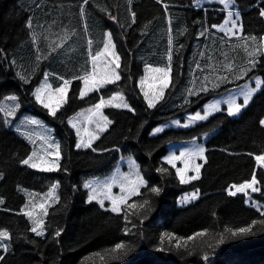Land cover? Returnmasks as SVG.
Here are the masks:
<instances>
[{
  "label": "trees",
  "instance_id": "obj_1",
  "mask_svg": "<svg viewBox=\"0 0 264 264\" xmlns=\"http://www.w3.org/2000/svg\"><path fill=\"white\" fill-rule=\"evenodd\" d=\"M196 1L0 0V104L17 96L20 114L44 119L62 141L58 171L24 165L32 146L8 127L0 111V230L11 237L9 250L0 252V264H264V211L249 205L244 193L230 196L227 191L255 173L261 191L252 195L264 203V166L255 160L264 154V85L237 117L224 108L190 127L152 135L160 123L183 118L255 76L264 81V54L256 57L251 71L236 78L249 66L248 52L264 37V0H234L232 7L241 18V36H254L255 43L213 28L224 22L226 11L218 3L198 7ZM107 33L120 56L121 78L81 98L83 82L77 77L91 72L90 54L103 49ZM169 52V86L150 108L140 80L149 66L168 67ZM46 73L55 87L71 81L66 103L55 116L34 96ZM202 86L208 90L201 91ZM189 89L195 94L189 95ZM117 92L131 110L106 108L112 121L108 129L92 148L78 149L69 120ZM208 134L200 178L181 183L176 168L163 158L172 144ZM128 155L140 163L146 185L119 213L89 202L85 179L112 173ZM53 184H58L60 198L47 213V235L37 236L21 211L27 202L23 189L47 193ZM197 190L194 201L177 206L181 195ZM248 226L250 234L233 237L226 231ZM200 232L207 234L195 236ZM165 233L171 240L161 239ZM221 237L224 242L218 243ZM118 243L125 248L112 252Z\"/></svg>",
  "mask_w": 264,
  "mask_h": 264
},
{
  "label": "snow or ice",
  "instance_id": "obj_2",
  "mask_svg": "<svg viewBox=\"0 0 264 264\" xmlns=\"http://www.w3.org/2000/svg\"><path fill=\"white\" fill-rule=\"evenodd\" d=\"M88 0H84V3H87ZM219 3L223 5V10L226 11L227 16L224 22L220 25H212L213 28H217L219 31L224 32L226 35L232 37L236 36L237 31L242 32V25L238 24L239 20V12H233L231 9L234 5V0H219ZM82 12H83V6H82ZM260 15L264 17V8L260 10ZM133 16V22L135 13H132ZM235 17V18H234ZM112 19H115V17H112ZM28 27H31V22L29 21ZM204 33L202 32L201 35ZM240 39H243L245 41L251 40L253 43L257 41L256 37H243L241 36ZM169 43L171 44V39L169 40ZM89 44L91 45V41H89ZM61 45H56V47H60ZM55 48H53V51ZM245 50L247 51V45L245 44ZM264 54V37L260 38V44L253 49V51L248 52V56L250 59L248 60V67L241 70V75L237 76L236 78H242L243 75H246L247 72L251 71L252 68L256 66V63L258 62L256 57L258 55ZM101 57H105V64H104V70L100 73H97V61L101 59ZM37 59L39 60L40 57L38 56ZM90 60L92 63V71L85 73L82 77H77L78 79H81L84 85V89L81 91V98H83L84 95H86L90 91H98L100 88L105 86L106 84H112L116 81L120 80V74L118 72V69L120 68V56L115 51V44L113 43L111 33L106 34V40L104 43V47L101 50L96 51L94 55L90 54ZM169 65L166 68H153L151 66L148 67V71L150 73H159L160 76L158 78L154 77V79H158L159 82V88L155 89L151 94L149 91H144L145 99L148 102V106L150 108L155 107L156 103L163 98L164 90L169 86L170 82V71H171V52H169L168 55ZM199 67V65H197ZM225 68L228 71L233 70L232 64L225 65ZM22 79H25L24 77H21ZM48 74H45V82L42 84L41 87L37 88L34 95L36 100L43 105L46 109L49 110L50 114L55 116L58 109L66 103V97L69 89V85L71 83L70 80H64L63 84L60 87H57L55 89H52L51 85L47 83ZM60 79H63L62 77ZM147 77L141 79L140 84L142 86L143 91V85L145 84V80ZM221 80H226V77L220 78ZM27 82V80H25ZM264 85V81L260 80L259 78H256V86L252 88H247L246 90H241L240 95L243 96V102L237 103L236 98H231L227 101V115L229 116H236L238 115L243 108L247 107L249 102L252 100L253 95L261 89V86ZM215 86H219L218 84ZM208 89L206 87H201V91H207ZM195 94L191 89H189V95ZM9 99L15 100L16 97H9ZM117 101H119L117 103ZM123 107V108H129V105L125 102L124 96L122 93L117 92L109 99L105 100L103 97H101L100 101L95 104L92 108L88 109L89 115L85 117L89 123H95V128L97 131L88 133L89 139L87 141H84L83 139L80 140V142L77 143L76 147L81 148H89L91 147V142L94 139L99 138V133L104 132L107 130L108 126L112 123L111 120L107 118L102 112V109L104 107ZM16 107L18 108L19 105L17 104ZM131 110V109H129ZM219 102H215L213 104L208 105L205 108L204 114L201 115L199 112H197L194 116L190 117L191 120H206L208 116L214 112V111H220ZM0 111H5L6 115L11 116L13 115V111L11 110H5L3 108H0ZM96 118L93 120V118ZM31 123H36L35 121H30ZM69 123L72 125V127L76 128V124L73 122V120H69ZM179 123V122H176ZM261 125L264 126V120L260 121ZM184 127H188L187 124L183 125ZM162 129H156L157 132L161 131ZM80 130L77 129V134L79 135ZM41 139H44L41 137ZM48 149H54V151H45V154L42 156H39L37 158V152L34 150L26 159L22 161L24 165H27L31 168H37L41 171L46 172H53L58 171L60 168L59 160L61 158V152H60V145L56 142H52L48 144ZM205 153V149L203 147H199L194 151L190 152H181L179 156H171L168 158V162L173 164V167H175L174 161L178 159H183L184 161V167L177 169V176L180 178L181 183H189L194 180H198L200 178V171H201V164L195 163V158L200 157L203 158ZM46 157H53V159H47ZM255 160L261 164L264 165V154L256 155ZM192 171L195 174L189 176L188 172ZM127 178H125L126 180ZM116 183L115 179H113L110 183H105L102 188L103 193V199L99 201L101 204V207H103V200L109 199L112 203L111 211L113 212H119L120 211V205L124 204L126 202L127 197L121 196V197H113L111 195V189L113 184ZM143 178L137 176L136 180L130 181L127 186V191L129 195H136L139 189V185L143 184ZM259 183V181L256 178L255 173H253L251 180L245 181L239 185L233 184L229 186L228 195L230 196H236L238 193H244L245 195L248 194V190L250 189L251 192H259L261 191L260 188L256 187V185ZM121 190L125 191V182L121 181ZM58 187V184H53L48 195L51 196L55 189ZM85 187L91 189V195L89 196V201L96 200L99 193L97 191V188L93 187L91 184H85ZM234 189V190H233ZM153 192L158 193L160 190L158 188H153ZM198 197V190L191 194L188 199H196ZM4 200L0 198V204H3ZM147 204V201L144 202ZM39 208L42 210L43 215H47V208L44 203H40L39 205L32 204L31 209L29 210V205H25L24 209L21 211L24 215H26L33 223V227L30 229L31 232L35 233L37 236H43L44 235V220L41 216H38L35 214L34 209ZM131 207V206H130ZM264 215V212L261 213ZM256 221H253V225L256 224ZM260 223H264V221H260ZM227 232H230L233 237L237 236L238 234H250L251 232V226L239 228L235 231L231 229H226ZM60 231L56 232V236H60ZM207 233L206 232H200L196 233L195 236L203 237ZM165 237L169 238L171 240V234L165 233L164 237L161 239L163 240ZM10 233L7 230H0V240H9ZM187 239L191 240L194 239V237H188ZM224 239L221 237L218 240V243H223ZM178 246H180L178 244ZM0 248H3L5 251L8 249L7 244H0ZM125 245L123 243H118L115 245V247L111 250L112 252H117L118 250L124 249ZM3 257L0 256V260H2Z\"/></svg>",
  "mask_w": 264,
  "mask_h": 264
},
{
  "label": "rangeland",
  "instance_id": "obj_3",
  "mask_svg": "<svg viewBox=\"0 0 264 264\" xmlns=\"http://www.w3.org/2000/svg\"><path fill=\"white\" fill-rule=\"evenodd\" d=\"M205 2H206V0H197L195 4L196 5L198 4L199 6H204V5H206ZM209 3L220 4L219 1H216V0H210L208 2V4ZM221 6L223 7V5H221ZM233 12L235 13V11H233ZM238 24L241 25L240 15H239ZM241 33H242L241 31H237L236 35H239V34L241 35ZM105 59H106L105 57H101V59L97 61V68H96L97 73H100L104 70ZM91 66H92V64H91ZM91 71H92V68H91ZM159 76H160L159 73H150L149 71H147L146 76H145V77H147V79L145 80V84L143 85V91H142L143 95H144V91H149V93L151 94L155 89L159 88L160 85H159L158 79H154V77L158 78ZM244 76L245 75H243V77ZM145 77H143V78H145ZM256 78H259L260 80L263 81L261 76H255L252 79H249L248 81L244 82L242 85L235 86L234 88H232L230 91L226 92L225 94L210 99L200 109H198L195 112H191V113L186 114L183 118H180V117L174 118V119L165 121L163 123H160L159 125H157L152 130V135H157L159 133H162L163 131H165L169 128H186L183 126L185 124H187L188 127H190V126L196 124L197 122L203 121V120L193 121L190 119V117L194 116L197 112H199L201 115H203L205 108L208 105L213 104L217 101L219 102V106L221 109L220 111H222L224 108H226V111H227V101L233 97L236 98L237 103H242L243 102V96L240 95L241 90L242 89L246 90L247 88L255 87L256 86ZM44 82H45V77L42 80L41 84L37 88L41 87ZM47 83L51 85L52 89L57 88L52 84V81H51L49 75H48ZM140 87L142 89L141 84H140ZM262 87H263V85L261 86V88ZM36 89H35V91H36ZM83 89H84V85H83L82 90ZM91 92H93V91L88 92L84 96H87ZM123 96H124V94H123ZM9 97H16V99L12 100V99H9ZM66 100H67V97H66ZM124 100L129 105V108H123V107H116V108H118V109L119 108L120 109L121 108L122 109H130L131 106H130L129 102L127 101V99L125 98V96H124ZM118 102L119 101H117V103ZM17 104L19 105L18 108L16 107ZM0 108L13 111V115H11V116L6 115V112L3 111L8 127L12 128L16 131H19V133L22 134L29 141V143L32 146V152L34 150L37 152V158L39 156L44 155L46 150L47 151H54V149H48V147H47L48 144L52 143V142H56L60 145V152H61V158H62V150H61L62 141H61L60 136H58V134L56 133L55 127L49 125L44 119H42V118H40L34 114H30V113L20 114V101H19L17 96L13 95V96L6 97L4 99V101L0 104ZM106 108H115V107H111V106L104 107L102 109V112L104 115H105L104 110ZM88 109H90V108L83 109L77 115L72 117L73 122L76 124V128L72 127V125L69 123L70 126L73 129H75L76 134H77V129L80 130L79 135L77 134L78 142H80L81 139H83L84 141H87L89 139L88 133L97 131L95 128V123L94 122L89 123V121L85 118L89 115V113L87 111ZM243 110H244V108L242 109V111ZM216 112H218V111L212 112L208 116V118ZM241 112L238 115H236L235 117L239 116L241 114ZM107 118H108V116H107ZM95 119L96 118L94 117L93 120H95ZM263 120H264V118H263ZM30 121H35L36 123H31ZM176 122H179V123H176ZM158 128L162 129V130L157 132L156 129H158ZM102 133L103 132L99 133V137ZM41 137H43L44 139H41ZM209 137H210V135L208 134V135H204L202 137V139H194V140H190V141L172 144L170 147V151L163 158L164 161L168 162L169 157L179 156L181 152H186V151L190 152V151L196 150L199 147H203L205 149L204 157L203 158H200V157L195 158V163L202 165V167H201V171H202V168H203V166L207 160L206 142L209 139ZM96 140L97 139L92 140L91 147H89V148H92L93 142H95ZM78 149H86V148L81 147ZM46 158L47 159H53V157H46ZM61 158L59 160V165L61 162ZM170 164H172V163H170ZM174 164H175L176 170L184 167L183 159L175 160ZM34 169H37V168H34ZM37 170H39V169H37ZM201 171H200V176H201ZM194 174L195 173L192 171L188 172L189 176L194 175ZM137 176L142 177L143 181H144L143 184L139 185V189L137 192V194H138L139 191L141 190V188L146 185V183H147L146 178L142 174L140 163L136 160V158L133 155H128V156H125L124 158H121L120 163L116 166V168L113 170L112 173L106 174V175L92 176V177L85 179L84 188L88 190L89 196L91 195V189L85 187V184H91L93 187L97 188L99 195H98L96 200H92V201L101 205L99 203V201L101 199H103V193L101 191L103 188V185L105 183H110L113 179H115L116 183H114L112 186L111 195L113 197H121V196L127 197L126 202L124 204L120 205V211H121L122 205H125L128 202V200L134 196V195L128 194L127 186H128V183L130 181L136 180ZM125 178H127V179L125 180ZM0 179H1V174H0ZM121 181L125 182V191L121 190V186H120ZM256 187H258V185H256ZM23 192L27 196V202L25 205H29V210H32L31 209L32 204L39 205L40 203H44L46 208H47V213L49 212V209L59 201V198H60L59 187H57L55 189L54 193L51 196L48 195L49 192L40 193V192L28 190V189H23ZM194 192H196V191L187 192V193H184L183 195H181L177 201V206L182 207V206H185V205L189 204L190 202L194 201L195 199H188V197H190L191 194ZM252 193L253 192H251V190L249 189L248 194L246 195L247 203L251 206H254L255 208H257L261 211H264V203L257 201L253 197ZM198 194H199V192H198ZM89 202H91V201H89ZM103 208L111 210V208H112L111 200L104 199L103 200ZM34 212L36 215L41 216L44 220V235L41 236V237H44L47 235V229L45 226V221H46L47 215H43L42 210L39 209L38 207L34 209ZM119 212H116V213H119ZM32 227H33V223H32ZM9 241H10V239L9 240H0V244H7L8 245L7 251L9 250ZM1 251L7 252L3 248H0V252Z\"/></svg>",
  "mask_w": 264,
  "mask_h": 264
},
{
  "label": "crops",
  "instance_id": "obj_4",
  "mask_svg": "<svg viewBox=\"0 0 264 264\" xmlns=\"http://www.w3.org/2000/svg\"><path fill=\"white\" fill-rule=\"evenodd\" d=\"M209 1H210V0H206L205 4H208ZM216 1H219V0H216ZM197 6H198V7H202V6H199L198 4H197ZM241 35H242V33H241ZM241 35L239 34V35H238L239 37H237V38H240ZM71 120H72V119H71ZM107 129H108V128H107Z\"/></svg>",
  "mask_w": 264,
  "mask_h": 264
},
{
  "label": "bare ground",
  "instance_id": "obj_5",
  "mask_svg": "<svg viewBox=\"0 0 264 264\" xmlns=\"http://www.w3.org/2000/svg\"><path fill=\"white\" fill-rule=\"evenodd\" d=\"M19 134V133H18ZM20 135V134H19ZM22 135V134H21ZM24 137V136H23ZM26 139V138H25Z\"/></svg>",
  "mask_w": 264,
  "mask_h": 264
}]
</instances>
